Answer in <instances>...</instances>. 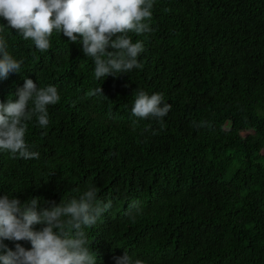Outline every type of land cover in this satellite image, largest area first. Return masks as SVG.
<instances>
[{
  "label": "trees",
  "instance_id": "1",
  "mask_svg": "<svg viewBox=\"0 0 264 264\" xmlns=\"http://www.w3.org/2000/svg\"><path fill=\"white\" fill-rule=\"evenodd\" d=\"M152 12L153 32L130 33L142 67L100 80L82 43L53 32L41 53L0 18L23 60L0 101L25 77L60 95L47 128L28 122L38 159L0 149V195L48 207L94 186L112 201L85 229L97 264L125 251L143 264H264V0H155ZM140 90L172 105L162 121L132 115Z\"/></svg>",
  "mask_w": 264,
  "mask_h": 264
},
{
  "label": "clouds",
  "instance_id": "2",
  "mask_svg": "<svg viewBox=\"0 0 264 264\" xmlns=\"http://www.w3.org/2000/svg\"><path fill=\"white\" fill-rule=\"evenodd\" d=\"M154 4L155 0H0V18L41 53L52 47L53 32L63 33L69 42L82 43L84 55L93 58L94 77L100 80L142 67L138 56L143 42H133L130 33L139 36L154 31L150 26ZM8 49L7 37L0 34V80L13 72L20 74L23 64ZM97 94L103 95L101 86L88 93ZM16 96V100L0 101V149L11 158L38 159L39 152L30 150L25 140L28 122L35 117L40 128L49 126L48 106L60 101L58 89L39 87L25 77ZM171 107L164 103L162 93L149 95L140 90L131 112L139 119L162 121ZM40 199L21 203L12 195H0V264H97L85 229L101 220L112 201L98 200L94 186L78 198L48 207L38 206ZM34 225L43 227L34 230ZM3 240H27L31 248L16 243L13 250ZM114 259L115 264H143L126 251Z\"/></svg>",
  "mask_w": 264,
  "mask_h": 264
}]
</instances>
